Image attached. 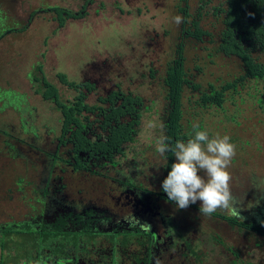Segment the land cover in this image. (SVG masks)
<instances>
[{
  "label": "rangeland",
  "instance_id": "374dc122",
  "mask_svg": "<svg viewBox=\"0 0 264 264\" xmlns=\"http://www.w3.org/2000/svg\"><path fill=\"white\" fill-rule=\"evenodd\" d=\"M117 1L119 5H112V0H97L86 7V16L67 19L59 27L53 13H36L31 20L27 16L47 6L75 12L79 6L73 0H0V33L12 29L0 38V223L18 222L26 214L24 207L30 204L34 189L28 181L33 185L40 181L44 156L30 154L23 144L31 142L51 150L59 135L60 112L35 92L33 76L39 65L64 99H71L75 92L59 82L58 73L76 82H96L99 90L90 93L86 100L89 104L115 84L122 91L140 95L144 104L141 122L126 154L128 159L136 158L143 175L156 174L154 165L162 161L155 145L162 134L166 94L163 77L174 57L180 25L173 22V17L179 12L176 0ZM196 3L192 0L191 7ZM212 23L213 18L207 15L202 26L211 31ZM201 46L206 44L187 43L184 50L186 70L193 73L194 65L202 70L199 74L194 71L201 88H207L208 83L220 86L241 76L242 67L236 60L221 55L213 58V65L196 60V54L205 55ZM263 87L261 81L238 83L236 90L225 93L221 107H202L195 103L197 95L189 89L184 90L182 98L184 126L199 123L209 136L220 133L231 137L236 155L229 169L230 187L239 205L244 209L250 205L256 214L264 212V108L255 99L263 96ZM8 143L18 150L10 151ZM20 178L23 183L18 184ZM62 179L71 188L77 187L78 180L69 171ZM83 188L89 189V185L85 183ZM206 221L207 231L227 233L213 220ZM235 234L241 252L253 247L246 234ZM252 261L264 264V244L253 250Z\"/></svg>",
  "mask_w": 264,
  "mask_h": 264
},
{
  "label": "flooded vegetation",
  "instance_id": "af4514ba",
  "mask_svg": "<svg viewBox=\"0 0 264 264\" xmlns=\"http://www.w3.org/2000/svg\"><path fill=\"white\" fill-rule=\"evenodd\" d=\"M73 1L79 9L68 11L78 14L86 12L82 8L97 0ZM191 1L176 0L175 6L183 22L179 27L171 61L177 59L183 64L190 85L202 87L196 81V76L202 72L201 68L194 65L193 73L186 70V44H206L201 46L204 57L202 53L196 54V60L210 61L213 65L216 64L213 58L221 55L240 63L237 56L223 52L222 46L237 43L240 27L242 24L245 27L247 22L252 24L256 12L264 16V0H196L197 3L192 7ZM111 4L119 5V2L112 0ZM231 6L235 9L231 13L233 29L229 31L225 20L231 16ZM36 13L47 12L45 8L33 11L27 19L31 20ZM207 15L213 18L211 31L202 26ZM242 34L246 36L245 32ZM178 49H181L179 55ZM80 82L93 84L91 93L99 90L96 82ZM226 83L220 86L208 83L206 87H223ZM118 91H122L118 84L111 85L92 104H96L100 97ZM122 92L140 97L143 103L140 95L131 91ZM121 101L123 98H117L115 106ZM111 105L106 100L105 107ZM165 108L166 104L162 116L165 115ZM98 132L94 130V134ZM100 134L105 135L102 132ZM130 144H125L123 152L119 154H104L107 158L98 151L94 152L93 142L80 149L68 143L58 148L56 141L51 150L47 149L56 156L42 159L43 169L39 172L38 184L33 185V182L28 181V186L34 189L31 201H28L30 204L24 207L26 214L18 222L0 223V264H254L252 252L261 245L257 244L255 235L238 226L257 218L256 210L250 208V201L248 208L244 209L239 205L240 201L235 200L233 210H217L210 216L200 215V201L190 204L186 209H178L162 189V181L171 170L169 165H164L165 161L162 160L160 164L154 165L156 174L143 175L136 158L127 157L126 150ZM7 145L10 151L18 150L11 143ZM23 145L30 154H42L38 150L40 145L31 142ZM68 171L78 180L75 188L63 182L62 175ZM21 183L20 178L18 184ZM85 183L89 189L83 188ZM223 216L234 218L237 225H232ZM207 218L227 233L207 231ZM235 233L246 234L253 241L254 249L249 247L241 252L235 241Z\"/></svg>",
  "mask_w": 264,
  "mask_h": 264
},
{
  "label": "trees",
  "instance_id": "16d2710c",
  "mask_svg": "<svg viewBox=\"0 0 264 264\" xmlns=\"http://www.w3.org/2000/svg\"><path fill=\"white\" fill-rule=\"evenodd\" d=\"M84 9L86 7L82 8V10ZM233 9L235 8L231 6V16L225 20L229 31L233 29V22L231 21L233 19L231 14ZM45 11L56 15L55 19L59 27L64 26L67 19H77L87 14L85 11L73 14L68 9L60 6L47 7ZM255 17L252 24L249 25V22H247L245 27L242 24L237 43L232 42L230 45L222 46L223 52L227 55L237 56L242 64L241 76L234 79V81L227 82L223 87L209 85L204 89L198 84L190 85L183 64L177 59L168 62L163 77V85L166 91V108L163 116L162 134L169 138L171 144L174 145L177 140L186 141L189 138V133L194 135L192 126L190 124L184 126L182 123V98L185 89H189L197 95V99L194 101L202 107L212 105L221 107L225 101V93L230 89L236 90L238 83L245 80H254L263 82L264 86V60L262 59V57L264 58V16L260 12H256ZM11 31L12 29H7L5 32L0 33V38ZM243 32L247 37L242 34ZM243 41L244 44H241ZM179 50L181 49L177 50L178 55ZM57 78L64 87L75 92L71 99L62 97L59 88L45 77L41 65L38 66V72H35L33 76L36 84L35 92L40 94L44 101L53 103L61 114L59 135L54 142V144L56 141L58 142V148L61 144L68 143L69 146L75 144L81 149L93 142L94 152L98 151L102 157L107 158L104 154H119L123 152L125 144L134 143L143 110L140 97L132 93L125 94L118 91L112 92L107 97H100L96 104L89 105L86 100L94 89L93 84L69 80L64 73H58ZM117 98H123V101L115 106ZM255 99L260 107L264 108V87L263 96ZM106 100L110 101L112 105L105 107ZM95 129L99 131L97 134H94ZM201 130H203L202 126ZM101 132L105 135H101ZM10 138H13V136ZM69 148L72 149V147ZM38 150L42 152L45 158L50 159L51 156H56L44 148L38 147ZM166 155L168 159L165 160L162 157L161 160L165 161L164 165H169L171 168L175 157L170 152ZM257 215L255 220L252 219L249 223L238 224V226L240 228L244 227L246 232L255 235L258 241L257 244L261 245L264 244V212L260 211V214L257 212ZM223 219L232 225H237L234 218L223 216Z\"/></svg>",
  "mask_w": 264,
  "mask_h": 264
},
{
  "label": "clouds",
  "instance_id": "9594fccd",
  "mask_svg": "<svg viewBox=\"0 0 264 264\" xmlns=\"http://www.w3.org/2000/svg\"><path fill=\"white\" fill-rule=\"evenodd\" d=\"M180 25L183 18L173 17ZM163 125H161V129ZM193 133L189 138L169 142L161 134L155 145L156 152L165 160L172 153L175 162L162 181V189L169 201L175 202L178 209H186L190 204L200 201V215L210 216L217 210H233L235 197L230 187V166L236 155V145L227 134L216 133L209 136L199 123L192 124ZM203 172V175L199 173Z\"/></svg>",
  "mask_w": 264,
  "mask_h": 264
}]
</instances>
